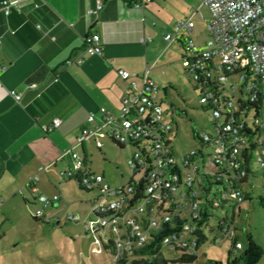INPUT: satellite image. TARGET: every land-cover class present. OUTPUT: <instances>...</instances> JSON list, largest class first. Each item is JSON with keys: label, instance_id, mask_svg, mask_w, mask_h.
Wrapping results in <instances>:
<instances>
[{"label": "built area", "instance_id": "built-area-1", "mask_svg": "<svg viewBox=\"0 0 264 264\" xmlns=\"http://www.w3.org/2000/svg\"><path fill=\"white\" fill-rule=\"evenodd\" d=\"M148 1L129 0V4L143 8ZM26 2L36 9L42 0H0V12L6 16L12 11H20ZM200 5L206 6L209 11L205 24L208 38L201 47L190 38H185L182 59L192 78L200 81L203 93L199 102L212 107L216 130L223 138L229 136L230 140L213 139L203 132L200 136L210 146L205 155L201 150L200 153L193 150L186 155L175 153L168 136L171 126L161 122L163 109L157 100L158 86L148 77V68L142 75L118 69L117 75L126 82L118 111L112 114L100 108L99 121H95L94 115L89 113L86 121L93 125L82 127L74 144L62 152L61 158L66 156L70 161L62 175L73 178L76 173L85 190L97 191L98 197L90 210L92 218L84 221V230L100 244L101 250L110 252L114 261L132 248L155 242L161 249L181 248L189 252L188 234L194 230L191 219L198 218L197 206L192 200L197 192L193 187L194 178L197 181L200 174H210L212 165L235 170L227 172L230 179L224 194L241 203L243 193L237 181L249 174L254 176L247 173L250 168L246 171L241 167L239 153L243 138L240 129L243 123L233 112L238 92L242 91L247 95L246 99L261 102L262 115L253 123L264 128V0H200ZM101 7L102 1L98 0L88 12L94 13ZM195 12L196 9L177 20L171 31L163 36L164 39L171 42L190 32ZM36 27L40 28L39 25ZM84 47L88 54H99V35L93 33L86 36ZM10 94L15 100L20 97L14 90H10ZM59 124L60 119L54 118L47 130ZM105 137L134 149L127 160L132 170L130 179L121 186L110 187L107 181H103V175H90L83 167L82 155L77 151V146L86 140L93 139L99 146L100 139ZM258 145L255 162L264 179V134ZM198 156L200 165L195 163ZM45 169L46 166L39 167L40 171ZM37 179V175H33L29 184H34ZM58 199L57 195L36 197L43 209L52 206ZM177 199L183 202L179 203ZM182 209L187 210V215L182 214ZM41 214L40 209L33 213L36 217ZM67 219L79 220L73 214H68ZM222 230L224 236L233 237L232 226H224ZM240 249L242 244L233 241L232 250ZM99 251L92 248V252Z\"/></svg>", "mask_w": 264, "mask_h": 264}, {"label": "crops", "instance_id": "crops-1", "mask_svg": "<svg viewBox=\"0 0 264 264\" xmlns=\"http://www.w3.org/2000/svg\"><path fill=\"white\" fill-rule=\"evenodd\" d=\"M96 1L42 0L36 9L26 2L20 11L0 12V230L12 211L26 212L24 204H36L37 196L55 195L57 175L69 167L62 152L82 127L93 125L88 114L99 121L100 108L118 111L126 85L118 69L142 75L148 68L154 80V68L173 44L182 50L188 37L201 47L208 38L206 25L196 23L206 7L200 3L191 31L167 42L163 36L190 6L179 11L170 0H149L143 8L101 0V9L89 13ZM93 33L99 54L85 51L84 39ZM54 118L60 124L47 130ZM78 147L86 155L85 142ZM33 175L38 179L29 184Z\"/></svg>", "mask_w": 264, "mask_h": 264}, {"label": "rangeland", "instance_id": "rangeland-1", "mask_svg": "<svg viewBox=\"0 0 264 264\" xmlns=\"http://www.w3.org/2000/svg\"><path fill=\"white\" fill-rule=\"evenodd\" d=\"M199 3L200 0H170V5L178 7L179 11L190 6L188 14ZM208 16L207 8L202 7L196 16V23L206 24ZM154 70L153 81L158 86L157 100L162 101L161 122L171 126L168 136L174 152L186 155L193 150H201L205 155L208 150L193 137L192 131L194 129L214 135L211 128L213 116L207 105L199 103V88L186 71L178 44H173L168 49ZM251 115L248 114V122ZM100 141L99 146L93 139L85 141L89 174H103V181H107L110 187L125 184L132 172L127 160L134 149L128 144L121 149L107 137ZM77 151L83 155L81 147ZM195 163L201 164L199 156L195 158ZM251 169L255 177L249 174L248 182L239 184L242 193H248L249 197L242 200L240 208L235 210L233 237L224 236L216 229L217 223L223 218L228 223L231 222V210L227 203L226 207L214 209L209 220L201 224L205 239L197 248L196 259L191 264H204L207 260L223 264H246L240 255L247 250L249 238L261 252L252 264H264V179L255 161L252 162ZM204 183L199 175L197 181L194 178L193 187L202 198L211 199L212 193L219 187L212 186L207 194H203L200 193L199 186ZM56 184L52 190L59 199L53 207L43 209L39 202L34 205L24 204L26 212L16 209L11 212L8 220H3L0 230V264H115L110 252L101 250L100 244L84 230V221L92 218L90 210L98 197L97 191L80 190L76 180L69 179L66 174H58ZM177 202L181 203L183 200L177 199ZM38 209L42 210V214L39 220H35L32 215ZM68 214L77 216L79 220H68ZM182 214L187 215V210L182 209ZM233 241H239L242 249L231 253ZM93 247L100 251L92 252ZM162 253L167 259L179 256V252L171 248H163Z\"/></svg>", "mask_w": 264, "mask_h": 264}, {"label": "trees", "instance_id": "trees-1", "mask_svg": "<svg viewBox=\"0 0 264 264\" xmlns=\"http://www.w3.org/2000/svg\"><path fill=\"white\" fill-rule=\"evenodd\" d=\"M182 52H184V46H182ZM187 73L191 76V73L186 69ZM194 84L196 87L199 88L200 96L203 93L200 85V81L194 80L192 78ZM246 94H244L242 91L238 92L237 100L235 103V109L233 114L236 115V117L243 123L242 128L240 129V136L243 138V145L241 147L239 156L242 159L241 167L244 168L246 171H248V168L250 170L247 172L248 174H253V171L251 169V164L253 161H255V158L259 151V145L258 141L261 139V137L264 134V128L257 126L254 124V120L262 115V106L261 102L259 100H248L246 99ZM162 103V102H161ZM200 103V102H199ZM201 105H204L200 103ZM207 105L208 109L211 111L212 107ZM252 114L250 118V122H248V114ZM212 114V113H211ZM211 128L214 131V135L204 132L206 134L211 135L213 139H222L223 137L220 136V132L216 130V122L213 119L211 122ZM193 137L197 139L201 145L209 149L210 146L203 141L200 134L201 132L198 130L193 129ZM203 133V132H202ZM112 143L116 144L119 148L123 149L125 147L119 145L116 143L113 139L108 138ZM225 141L230 140L229 136H226L223 138ZM200 153V150H196ZM83 167L87 170L86 167V155L83 153ZM210 174L202 173L200 176H202V179L204 180V184L199 186L200 193L207 194L212 186L219 187L216 191L212 193L211 199L208 198H202L198 191L196 192V195L192 197V200L196 203L197 210H198V218H192L191 219V225L194 226V230L190 231L188 234L189 237V244L191 247L188 249L189 252L185 251V249L181 248H174L175 251L179 252V256L173 259H167L164 257L162 250L159 243L155 242L154 244H146L141 247L132 248L129 250L124 256H122L120 259L115 260V264H168L169 262L172 263H193V261L196 259V250L199 248L200 244L204 241L205 235L201 230V224L206 223L209 220V216L213 212L214 209H220L222 206L226 207L227 203H229V208L231 210V222H227L226 218H223V220L219 221L216 225L217 231L223 234V227L224 226H232L235 210H238L240 208V203L237 202V200L232 197L229 194L226 193V185L229 181V176L227 177V172L235 171V170H227L225 167L218 168L215 165L211 166ZM76 174V173H75ZM73 175V178L76 180L77 185L80 190L88 192V190H85L79 182V178L77 175ZM212 174V175H211ZM70 179L71 177L68 176ZM239 184L241 183H247L248 180L246 177H244L242 180L237 181ZM187 197H190V194H187ZM248 198V193H243L242 200ZM182 217V216H181ZM32 218L35 220H39V217H36L32 215ZM175 221L178 223V218H175ZM234 251L231 248V253ZM261 252L257 249L255 243L252 241L251 238L248 239L247 244V250L240 255V258L243 259L246 264H252V262L255 260V258L260 254ZM204 264H223L220 261H212L207 260Z\"/></svg>", "mask_w": 264, "mask_h": 264}]
</instances>
